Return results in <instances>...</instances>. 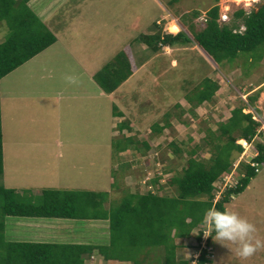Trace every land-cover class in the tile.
Returning <instances> with one entry per match:
<instances>
[{"label": "rangeland", "instance_id": "374dc122", "mask_svg": "<svg viewBox=\"0 0 264 264\" xmlns=\"http://www.w3.org/2000/svg\"><path fill=\"white\" fill-rule=\"evenodd\" d=\"M58 1L48 21L38 19L55 37L53 44L0 78V113L3 119L1 133L5 155L8 158L6 163L10 160L7 170L12 177H9L6 171L3 172L0 175V186H12L24 201L37 203L41 190L49 189V185L43 183L44 177L47 182L57 169L62 170L57 178L58 189L66 190V185H75L76 188L70 190L106 192L102 202L105 210L111 204L118 205L122 198L127 197V193L142 195L149 190L157 196L174 197L175 187L168 184V181L184 166L189 156L187 151L193 150V158L197 160L209 156L211 145L205 144L201 134H197L194 129L214 128L216 126L213 123L209 127L206 123L223 116L222 112H218L221 107L218 106L220 102H216V97L214 101L218 104L215 105L219 108L213 107L216 114L214 117L210 115L212 111L207 107V102L195 101L199 93L197 87L207 74L208 63L204 54L198 49L183 51L184 49L176 46H172L171 50L170 47L159 45V53L151 52L145 47L148 53L141 52L136 61L148 59L146 67L153 72L142 78V82L139 81L142 86L137 85V79H131V95L125 99L128 108L121 105V87L115 91L116 98L113 93L108 95L114 100L118 111L122 109L119 115L123 117L117 118L121 123L116 122L114 125L109 119L107 100L97 95L96 85L87 79L83 67L87 70L92 68L94 71L100 69L118 51L130 43L133 45V39L138 38L140 32H147L157 18L162 23H170L171 18H176L177 29L181 23L185 31H188L190 26L192 31H197L204 26L201 18L204 16L199 10L207 6L216 4L217 14L224 12L227 15L228 21H220L217 18L218 24H222L230 21L235 10L242 9L247 12L264 0ZM194 9L198 10L199 15H191ZM173 29L176 27L171 25L170 30ZM165 30L170 32L168 26ZM151 32H154L153 27ZM6 33V25L1 21L0 42ZM142 44L144 43L140 39L135 40L134 45L141 47ZM260 47L253 52H238L232 60H222L227 68H235L236 74L230 75L229 78L222 67L217 70L218 77L216 76L217 83L228 88L227 91L224 88L222 90L228 101L240 105L244 108L243 112H249L257 120V136L248 141H251L252 146L255 142L264 141V124L263 129H259L260 121L264 123V86L258 87L254 92L257 97L252 103L257 111L248 106V95L243 94V99L244 96L240 95L238 87L264 79V55L261 61L259 60L264 46ZM58 68L64 73H60ZM65 74L78 76L81 85L74 87L67 84L63 79ZM251 87L249 83L244 89ZM125 89L128 90V87L125 86ZM86 90L89 92L87 96ZM183 99L190 105L197 106L194 109L196 117L192 118L194 123L191 122L192 124H188L182 131H177L176 127H168L162 134L154 137L156 132H151L150 128L151 123L158 124L162 119L159 111L162 114L167 112L166 119L174 120L179 117L174 103L179 104ZM112 112L113 110L111 115H115ZM196 119L208 121L201 124ZM173 125L178 124L173 121ZM237 141L236 138L235 143ZM169 142L177 148L176 152H172L174 147ZM239 143L243 145L245 152L241 150V154L233 153L229 172L222 173L213 182L214 198L226 186L235 183L238 175L236 163L246 162L254 151L243 139H240ZM55 146L62 150V157L56 156ZM127 148L128 151L118 155L117 151ZM256 170L243 191L231 196L224 203V209L235 210L254 223L257 228L255 235L264 240V161ZM152 179L155 181L150 182ZM32 181L37 183L32 184ZM26 218L16 219L23 223L17 221L15 224L11 218H6L4 239L15 241L37 238L35 232L39 230V225L30 230L35 221ZM69 226L71 228L75 225L69 223ZM202 228L206 231L203 222L193 228L189 236L172 238L174 244H177L174 251L176 260L184 259L189 264L194 263L198 249L205 246L204 236L201 235L199 244L195 240V235ZM73 232L79 233V230ZM52 234L53 241L59 239V232L53 231ZM214 237L215 234L206 246L209 259L207 264H264V248L248 259H241L237 255L235 245L227 241L221 244L214 240ZM87 241L102 242L93 238ZM115 246L118 247L120 257L129 254L127 258L137 264H163V251L158 250V246L140 248V244L129 245L122 239L116 242ZM82 258L88 260L89 256L83 254ZM88 263L86 261V264Z\"/></svg>", "mask_w": 264, "mask_h": 264}, {"label": "trees", "instance_id": "16d2710c", "mask_svg": "<svg viewBox=\"0 0 264 264\" xmlns=\"http://www.w3.org/2000/svg\"><path fill=\"white\" fill-rule=\"evenodd\" d=\"M27 1L0 0V22L3 21L7 28V33L0 42V78L55 40L28 8ZM217 12L216 4H212L204 12V26L200 30L192 31V26L189 25L188 31H157L150 35H140L139 39L154 51L160 49L159 45L172 48L175 45L194 44L215 63L232 60L238 52H253L257 47L264 46V1L247 12L242 9L235 10L228 23L218 24ZM197 14V10L191 12L192 16ZM240 26H243L241 31ZM133 70V60L128 49L124 48L94 72L92 79L103 92L110 93ZM197 88L199 93L195 101L200 103L211 99L217 84L205 78ZM254 98V95L248 97L249 104ZM241 109V106L232 108L224 122H217L213 131L204 132L203 142L211 145L206 159L197 160L193 158V150L187 151L189 156L184 166L168 181V184L175 187L174 197L157 196L149 190L143 195L127 193V197L122 198L118 205L111 204L105 210L102 202L106 193L102 191L43 189L37 203H32L24 201L14 189L0 186V264H81L79 255L95 248L79 244L7 241L3 237L5 216L92 219L107 217L109 244L105 248H98L103 254L105 252L104 257L128 259L129 254L120 257L118 247L114 245L122 239L129 245L140 244V248L162 246L163 264H189L187 260L175 259L177 244H174L172 238L189 236L192 229L203 222L204 214L210 207L225 210L224 203L231 196L243 191L249 179L255 175L256 167L264 161V142H255L253 146L256 153L248 162L240 161L235 166L238 171L235 183L226 186L214 198L213 182L222 173L229 172L233 153L239 154L242 150L235 143V139L253 140L256 132L257 122L251 118L249 112L243 113ZM111 110L112 114L118 115L119 111L115 106H111ZM154 128L160 130L156 123H153L152 129ZM239 141L240 139L237 142ZM169 143L174 147L173 143ZM176 151L177 148L174 147L172 152ZM251 162L257 163V166L251 165ZM154 181L152 179L150 182ZM202 231L203 228L195 235L198 244ZM214 234L213 231L204 238L205 246H200L193 264L209 263L206 246Z\"/></svg>", "mask_w": 264, "mask_h": 264}, {"label": "crops", "instance_id": "0c3cea01", "mask_svg": "<svg viewBox=\"0 0 264 264\" xmlns=\"http://www.w3.org/2000/svg\"><path fill=\"white\" fill-rule=\"evenodd\" d=\"M58 2H59L58 0H28L26 2V4H27L28 8L31 9V11L38 17V19L48 21V17H51V13L56 9V6H57ZM209 7L210 6H207L205 9L199 10L201 12L202 16H204V12ZM194 10H196V9H194ZM197 15H199V14H197ZM171 25L175 26L176 29L175 30H170V26ZM166 26H168V30L170 32H176L178 30L177 29V26L174 23H172V22L168 23L167 21L162 23V21L157 18V19H155L154 24L152 26L154 28V32L153 33L157 32V31H159V32L166 31L165 30V27ZM179 26H180V28L182 30L183 29L185 30V28L183 27L184 26L183 24L180 23ZM151 28L147 29L148 30L147 32H146V30L140 32L139 35H137L138 38H134L133 39V41H132L133 45L130 43V45H128L126 47L128 49V51H129L130 57L133 60L134 70L112 92H110L111 94L113 93L115 95V93H116L115 91L118 89V87L119 88L120 87L122 88V93L123 94L121 95V97L122 96L123 97L122 98H119L118 97V98L121 99L120 102H121V105H123V107L128 108V103H126L127 100H125V99H128L130 97V95H131V93L129 92V87H132L130 85L131 79H133V81H136V79H137V85H141L142 86V84L140 83V82H142V78L144 79L146 76H148L150 73L152 74V72H153L151 69H149V68L146 67V61L148 59H144L143 61H140V62H137L136 61L137 56L141 55V52L148 53V50L145 48V47H148V46L146 44H142L143 46H141V47L140 46H137V45H134L135 40L136 39H139V36L140 35H150V34H153L151 32ZM51 44H53V43H51ZM175 46L176 47H180L181 49H184L183 51H193L194 49H198L194 44H191V45H175ZM187 46H189V47H187ZM186 48L187 49H190V50H186ZM150 51L152 52L154 50L150 49ZM156 52L159 53L158 50ZM263 55H264V51L262 52V54H261V56L259 58L260 61H261ZM150 57L151 56H149V58ZM79 60L81 61L82 58H79ZM205 60L207 61L208 66H207V74L204 75V78L209 79L211 82H215L217 84V89L214 91L213 95L211 96V99L209 101H203V103H206L207 102L206 103L207 107H210V110L212 111V112H210V115L212 114L211 116L214 117V115H216V114H215V112L213 110V107H214V109L219 108L215 104H218L216 102H220V104H218V106H220L221 108L218 110V112H222L223 113L222 114L223 116H221V117L219 116L216 119L213 118L214 121L211 120L210 123H206V125L209 127L212 123L214 124V126H216V123L217 122H215V121L224 122L227 119V117L229 116L230 110L232 108L237 107V106H240V105H235V104H232L230 101H228L227 96H225V93L222 92L223 88L226 91L228 90V88L225 87L226 85H224V87H223L222 84H218L217 83V80H218V78H217L218 77L217 70L218 69L221 70L222 67H223L222 70H224V71H226L228 73L229 78H230V75L231 76L232 75H235L237 70L235 68L234 69L227 68L226 64H223L222 63L223 61L222 62L220 61L219 63H215L211 59H209L207 56H205ZM220 63H221V66H220ZM92 66H94V65H92ZM225 68H227V69H225ZM58 70H59L60 73H64L63 70H60L59 68H58ZM83 71L85 73V76H87V79L89 81H91L92 83H94V85H96L95 82L92 79V75L97 70L94 71L92 68L90 70H87L86 67L85 68L83 67ZM252 71H253V69H252ZM252 71L250 73H252ZM222 72H221V75H222ZM134 76H135V78H134ZM222 76H224V75H222ZM249 83L252 85V87L249 88V89H247V90H245L244 89L245 86L248 85ZM135 84H136V82H135ZM80 85H81V83L79 82L78 87ZM246 85L245 86H242V87L241 86L238 87V89L241 92L240 95L245 94V95H248V97L254 95L255 98H254V100H252V102H255L257 95L254 92L257 91L256 89H258V87L264 86V79L258 81L257 83L248 82ZM73 86L75 87L77 85H73ZM125 86L128 87V90L125 89ZM95 87H96L95 88V91L97 92V95H100L101 98L106 99L107 102H108V105H109V110L108 111L110 113V116H109L110 118L109 119H110L111 124L114 125V124H116V122H120V120L118 121L117 118L119 119L120 117H123V116H120L119 115L120 112L122 113V111H121L122 109H120L118 115H116V114L115 115H111V108L110 107L111 106H115L114 100H111L110 97L108 96V95H110V93L109 94L104 93L97 85ZM85 92H86L85 93V96H87L89 94V92L87 90ZM251 93H254V94H251ZM215 97H216V102L214 101V98ZM115 98H116V95H115ZM244 98H245V96L243 97V99ZM82 99L85 100L84 98H82ZM178 103L179 104H175L174 103V106L177 109L176 111H177L179 117L174 118V120L169 119V118L166 119V116H167L168 113L165 112V113L162 114V112L159 111V114H160V116H161L162 119H160V121L157 122L158 123L157 125L160 127V130L157 129V128H154V129H152V127L150 128V131L151 132H156L155 135H153L151 133L154 137L155 136H159L160 134H162V132L165 131L166 128H168V127H176V130L177 131H179L180 129H181L180 131H182L183 128H186V126H188V124H190L191 122L194 123V121H192V120L195 119L194 117H196V115L194 113L196 111L194 109L197 106L190 105L184 99L182 101H179ZM253 105H254L253 103H251V104L248 103V106L250 108H252L254 111H257L256 109H254L255 106H253ZM115 108L118 111L117 106H115ZM188 108L191 109V110H193V111L190 112ZM241 111L242 112L244 111V108L243 107H242ZM243 113H246V112H243ZM184 117H186V118H184ZM187 118H188V120L190 122L187 121ZM173 121H175L178 125L177 126H174L173 125ZM197 121L198 122H201V124H203V122H207L208 120H206V121L197 120ZM2 122H3V119H2L1 113H0V133L3 130V127H2V124L3 123ZM153 123H155V122H153ZM153 123H151V126H153L152 125ZM170 125H172V126H170ZM209 129L211 131H213L215 129V127L214 128H204V130H203V128L202 129L199 128V129H194V131L197 134H201V138H203L204 132H206ZM2 139L3 138H2V133H1V141L2 142H1V174L0 175H2V173L6 171V174L9 177H11L9 175V171L7 170V167L9 165L10 160L6 163V159H8V158H7V155H5L6 153H5V149L3 147V140ZM55 148H56V146H55ZM128 150L129 149L127 148L125 150H121V151H117V152H118V155H122V153H124L125 151H128ZM12 152H11V154H12ZM57 155H58V157H62L63 156L62 150L59 147L56 148V156ZM71 164H72V162H71ZM120 164H122V163L120 162ZM61 172H62V170L61 171L60 170L58 171L56 169V172H55L56 175L53 174L52 175L53 177H51L50 179H48L47 182L45 181V177H44L43 183L48 184L49 185V188L58 189V187H56L57 178H59L58 175ZM40 181H41V179H39V182ZM31 183L34 184V183H37V181H32ZM58 184H61V183H58ZM11 187L12 186H10L8 188H11ZM71 188L75 189L76 186L75 185H66V188L65 189L66 190H69ZM12 189H14V188H12ZM5 217L6 218H8V217L11 218V220H12V222H14V224L17 223V221H18V223H23L22 221L16 220V219L24 218V217H15V216H5ZM5 217L3 218V231H4L5 225H6V223H5L6 218ZM26 219H32V221H35V222H33L31 224L30 230L36 228V226L39 225V230H37V232H35V234L37 235V238L35 237L33 240H28V239L18 240L17 239L15 241H32V242H50V243H59V244L89 245V246H94L95 248H93L91 251H88V252H85V253H81L79 255V257L81 259V264H86V261L89 262L88 264H133V262L130 261L129 259H127V260H120V259H117L115 257H110V256L109 257H104L105 252L103 254V252H100L99 251V249H98L99 247L105 248L109 244V229H108V219H107V217H105V218H95V219H92V218H63V217H27ZM69 223H71L72 225H75V226H73V227L70 228ZM78 225H79V227H78ZM77 229L79 230V233L73 232V230H77ZM53 231H57V232L60 233L59 236H57V237H59L58 240H56L55 237H54L55 240L54 241L52 240L53 239V234H52ZM90 238L99 239L102 242L101 243L88 242L87 239H90ZM143 248H145V247H143ZM157 249L163 251L162 246H158ZM83 254L86 255V256H89V259L88 260L83 259L82 258ZM162 256H163V254H162Z\"/></svg>", "mask_w": 264, "mask_h": 264}, {"label": "clouds", "instance_id": "9594fccd", "mask_svg": "<svg viewBox=\"0 0 264 264\" xmlns=\"http://www.w3.org/2000/svg\"><path fill=\"white\" fill-rule=\"evenodd\" d=\"M63 79L69 85H78L80 82L79 77L75 74H65ZM243 140L248 143L245 139ZM203 224L206 228V231L203 232L205 237L211 235L214 231L215 237L213 239L221 244L227 241L235 245L237 255L241 259H248L259 249L264 248V240L259 239L255 235L257 233L256 225L235 210L225 209L221 211L214 206L210 207L204 214Z\"/></svg>", "mask_w": 264, "mask_h": 264}, {"label": "built area", "instance_id": "2783aa9c", "mask_svg": "<svg viewBox=\"0 0 264 264\" xmlns=\"http://www.w3.org/2000/svg\"><path fill=\"white\" fill-rule=\"evenodd\" d=\"M202 19H203V21H204V17H201ZM218 19L220 20V21H224V20H228V17H227V15L223 12V13H219L218 14ZM169 22H172V23H174L175 25H177L178 24V22H177V19L176 18H171L170 20H169ZM179 26V25H178ZM179 29H180V26H179ZM239 30L241 31V30H243V27L241 26V27H239ZM164 47V46H163ZM251 118L253 119V120H255V121H257L255 118H254V116H252L251 115ZM260 127L261 128H259V129H263L262 127H263V122H261L260 121ZM257 133H258V130H256V132H255V135L254 136H257ZM264 142V141H263ZM247 144V143H246ZM248 145H250L251 146V148H252V145H251V141L248 143ZM241 146L243 147V145L241 144ZM243 149H244V147H243ZM254 151H253V153H252V156L256 153V151H255V149H253ZM244 152V151H243ZM240 154H241V152H240ZM240 157H241V155H239ZM252 156H250V157H252ZM250 160V158L247 160V162ZM251 165H253V166H257V163H250ZM204 231H202V233H203ZM204 236V233L202 234V237ZM203 238H205V236L203 237Z\"/></svg>", "mask_w": 264, "mask_h": 264}]
</instances>
